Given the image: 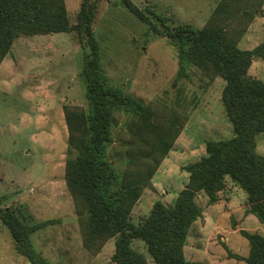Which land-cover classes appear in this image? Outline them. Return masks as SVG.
<instances>
[{
  "label": "trees",
  "instance_id": "obj_1",
  "mask_svg": "<svg viewBox=\"0 0 264 264\" xmlns=\"http://www.w3.org/2000/svg\"><path fill=\"white\" fill-rule=\"evenodd\" d=\"M125 5L142 21L144 12L130 0ZM264 6V0H220L209 22L202 28L180 25L168 33L177 48L178 78H190L191 67L226 85L221 100L232 124L233 135L206 141V156L187 165L189 181L173 205L156 201L138 223L133 211L146 189L155 190L152 180L186 124L187 115L177 110L154 108L110 84L101 62L100 44L94 32L96 6L85 0L72 24L65 0H0V67L21 36L76 32L83 43L81 78L88 107L77 112L66 107L68 153L65 181L73 199L82 231L84 248L99 254L115 239L114 264H190L185 246L193 223L203 216L196 199L204 192L209 204L231 179L247 193V214L264 224V156L257 151V137L264 133V81L249 75L255 58L264 61V43L243 50L239 43ZM151 12L160 22L164 19ZM246 18L240 30L228 31V21ZM156 31L157 28L154 27ZM124 111L133 116L130 139L125 144L126 164L119 170L109 158L114 143L115 116ZM15 248L31 264H54L36 250L32 234L53 225L52 220L28 225L11 208L0 212ZM236 229V228H235ZM249 243L248 256L228 250L231 259L264 264V236L240 229ZM142 242L147 254L134 248Z\"/></svg>",
  "mask_w": 264,
  "mask_h": 264
},
{
  "label": "rangeland",
  "instance_id": "obj_2",
  "mask_svg": "<svg viewBox=\"0 0 264 264\" xmlns=\"http://www.w3.org/2000/svg\"><path fill=\"white\" fill-rule=\"evenodd\" d=\"M84 1L65 0L72 24H76ZM92 1L96 6L94 32L100 44L104 74L111 85L122 88L145 105L187 115L189 121L185 128L190 143L184 149L201 148L207 140L232 137V124L221 100L226 82L220 77L212 80L195 67L188 71L190 78L179 79L177 48L168 36L169 29L180 25L195 28L207 25L220 0H130L148 16L150 23L139 19L123 0ZM147 10L164 21H158ZM257 15L260 21L254 23L256 34L252 40H243L246 31L239 44L241 49L264 43V9ZM246 23V18H240L228 21L226 26L231 32L240 30ZM83 47L76 32L21 35L2 62L0 212L11 208L28 225L52 220L53 225L32 234L31 239L36 250L54 264H114L115 239L107 242L97 255L84 248L74 202L65 181L66 161L77 152L68 153L69 132L64 109L82 112L88 107L81 78ZM258 62L263 69L257 75L264 81V61ZM133 119L124 111L115 116L114 143L109 149V158L119 170L126 164L125 144L130 139L129 124ZM263 138L264 133H261L259 141ZM177 146L180 147L178 143ZM205 155L204 149L199 157L184 154L177 162L190 165ZM176 168L168 177L161 178L158 174L155 178L161 190L169 191L173 197L189 175L187 171L176 172ZM240 190L247 196L242 188ZM144 198V209L134 211L132 216L136 223L147 216L158 201L149 190ZM258 224L262 229L253 232L264 233L263 225ZM224 237L226 243L220 238L215 240L217 246L211 251V264H247L231 259L228 252L248 256L247 239L239 232L224 234ZM133 246L147 254L142 242H134ZM148 259L149 264H154L150 257ZM0 264H31L16 250L1 218Z\"/></svg>",
  "mask_w": 264,
  "mask_h": 264
},
{
  "label": "crops",
  "instance_id": "obj_3",
  "mask_svg": "<svg viewBox=\"0 0 264 264\" xmlns=\"http://www.w3.org/2000/svg\"><path fill=\"white\" fill-rule=\"evenodd\" d=\"M257 21H260V17L258 15L247 30V33L244 36L243 40L253 39L254 35L256 34L254 23ZM253 49L254 48L243 50ZM258 60L261 59H254L249 71V75L259 79V76L257 74H259V72L263 69V66L258 62ZM256 69L258 71H254ZM177 143L180 145V147L177 146ZM189 143L190 137L186 133L185 128L176 141L174 149L165 158L152 180L155 190L146 189L144 194L147 190H149L155 195L156 200L161 201L169 206L174 204L178 194L188 183L189 175L186 176L188 181L184 183L185 185L183 184L176 197H173V195H171L169 191L164 192L163 190H161L160 185L155 182V178L158 174H160L161 178L168 177L173 171H175L176 167V172L185 173V170H183V168L187 165L178 164L177 159L184 154H189V156L191 157H199L201 156V154H203L204 149L206 152V141L204 144H202L201 148L194 146L189 149H184V147H187ZM257 151L264 156V138L259 141V136L257 137ZM240 188L241 187H239L236 183L228 178L227 186L223 191L219 192V200L215 204H209V197L204 192L198 194L196 202L202 208L203 216L199 218L195 223H193L189 231L187 244L185 246V256L190 264H203L204 262H207L206 264H211V251L212 249L215 250V247L217 246L215 240H218L220 238L222 242L226 243L224 234L239 232L240 229H244L250 233H254L253 230L259 231L262 229L258 224L260 222H256V220L253 218L254 215L247 214V196H245ZM144 194L135 206L134 211H141L142 209H144ZM257 221L259 220L257 219ZM222 222H224V225H221ZM262 225L264 227V224ZM259 234H262L264 236V233Z\"/></svg>",
  "mask_w": 264,
  "mask_h": 264
}]
</instances>
